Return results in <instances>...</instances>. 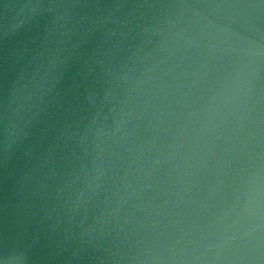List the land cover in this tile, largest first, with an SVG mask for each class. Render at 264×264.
<instances>
[{"label":"water","instance_id":"95a60500","mask_svg":"<svg viewBox=\"0 0 264 264\" xmlns=\"http://www.w3.org/2000/svg\"><path fill=\"white\" fill-rule=\"evenodd\" d=\"M0 264H264V0H0Z\"/></svg>","mask_w":264,"mask_h":264}]
</instances>
